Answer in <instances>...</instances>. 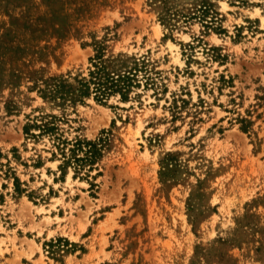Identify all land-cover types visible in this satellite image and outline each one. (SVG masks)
I'll return each instance as SVG.
<instances>
[{
    "label": "rangeland",
    "instance_id": "rangeland-1",
    "mask_svg": "<svg viewBox=\"0 0 264 264\" xmlns=\"http://www.w3.org/2000/svg\"><path fill=\"white\" fill-rule=\"evenodd\" d=\"M100 44L157 85L81 96ZM48 114L107 133L89 176ZM0 151V264H264V0H0Z\"/></svg>",
    "mask_w": 264,
    "mask_h": 264
},
{
    "label": "trees",
    "instance_id": "trees-1",
    "mask_svg": "<svg viewBox=\"0 0 264 264\" xmlns=\"http://www.w3.org/2000/svg\"><path fill=\"white\" fill-rule=\"evenodd\" d=\"M207 1V0H206ZM245 1V0H244ZM206 3V2H205ZM201 12L204 15L210 13V4H203ZM103 45H98L96 53L91 57L92 66L89 69L88 75L80 77L78 79L79 85L77 91L81 96L89 95L90 92L94 93L95 99L100 102H107L111 95L120 94L123 100H128L131 91L136 86H141L144 79L145 87L151 85H157V80L152 75V69L149 68V61L146 57L135 60L134 66L123 73H112L108 70L105 64V50ZM141 76V78H140ZM64 80H60L57 77H53L52 83L45 89L44 95L55 96L61 93V97L66 98L67 89ZM177 100L174 96L173 106L178 107ZM185 102L183 98H181ZM59 118L57 115L48 114L43 115L41 122L36 119L33 123L27 124L24 130L27 134H31L34 137L49 134L52 139V156L57 157L60 154L62 163L61 168H66L69 165L75 164L76 172L81 171L88 164V173L92 170V166L97 159L102 156L103 147L108 142V135H101L97 139L82 138L75 136L69 138L61 130L58 123ZM32 128L39 130L38 133L31 132ZM107 130H104L106 132ZM2 152L0 151V157ZM15 182H19V178L15 176ZM94 183H92V186ZM18 189V186H17Z\"/></svg>",
    "mask_w": 264,
    "mask_h": 264
}]
</instances>
